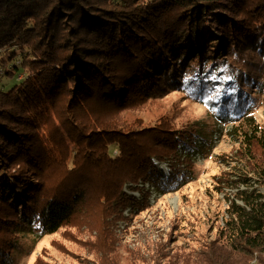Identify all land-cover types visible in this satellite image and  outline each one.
Instances as JSON below:
<instances>
[{
	"label": "trees",
	"instance_id": "16d2710c",
	"mask_svg": "<svg viewBox=\"0 0 264 264\" xmlns=\"http://www.w3.org/2000/svg\"><path fill=\"white\" fill-rule=\"evenodd\" d=\"M246 51L264 60V0H0V264L27 228L52 235L88 202L115 214L132 204L126 183H190L198 129L164 113L124 118L183 88L220 92L217 118L239 121L229 135L244 169L213 239L164 264H264V128L242 112L250 73L230 65ZM49 110L70 166L52 149Z\"/></svg>",
	"mask_w": 264,
	"mask_h": 264
},
{
	"label": "rangeland",
	"instance_id": "374dc122",
	"mask_svg": "<svg viewBox=\"0 0 264 264\" xmlns=\"http://www.w3.org/2000/svg\"><path fill=\"white\" fill-rule=\"evenodd\" d=\"M255 55L246 51L230 65L236 71L242 69L243 74L250 73L247 94L251 98L242 112L252 115L264 128V60ZM1 74L0 89L9 83ZM206 91L201 96L188 88L172 91L124 115L130 123L154 121L164 113L178 128L198 129L199 150L191 162L190 183L177 192L157 194L144 187L129 189L126 183L122 193L134 202L116 214L111 208L103 212L104 208L88 202L55 234L39 237L27 228L19 233L12 264H164L177 254L198 251L200 243L213 239L223 224L228 199L235 192L229 184L231 173L244 166L237 162L238 145L229 135L239 121L234 124L229 117L217 118L214 103L220 92ZM58 125L59 120L49 110L47 128L53 137L52 149L70 166L72 143L65 135L62 141L58 138ZM154 164L169 174L165 165ZM258 189L264 193V187Z\"/></svg>",
	"mask_w": 264,
	"mask_h": 264
},
{
	"label": "bare ground",
	"instance_id": "6f19581e",
	"mask_svg": "<svg viewBox=\"0 0 264 264\" xmlns=\"http://www.w3.org/2000/svg\"><path fill=\"white\" fill-rule=\"evenodd\" d=\"M161 165H163V164H161ZM168 170V169H167ZM166 174H168V173H166ZM139 187H141V188H146L147 189V191H152V192H154V190L156 191V194L157 193H159V192H157V190H156V187H154L151 183H149V182H146L145 184H140L139 185Z\"/></svg>",
	"mask_w": 264,
	"mask_h": 264
}]
</instances>
